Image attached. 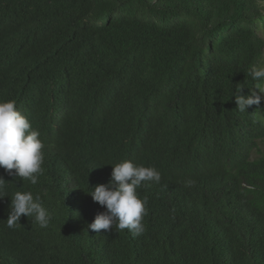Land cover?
<instances>
[{"label":"trees","instance_id":"trees-1","mask_svg":"<svg viewBox=\"0 0 264 264\" xmlns=\"http://www.w3.org/2000/svg\"><path fill=\"white\" fill-rule=\"evenodd\" d=\"M262 54L264 0H0V101L44 144L36 185L0 168V264H264V100L233 97ZM125 160L161 174L144 231L88 228ZM17 191L47 227H7Z\"/></svg>","mask_w":264,"mask_h":264},{"label":"clouds","instance_id":"clouds-1","mask_svg":"<svg viewBox=\"0 0 264 264\" xmlns=\"http://www.w3.org/2000/svg\"><path fill=\"white\" fill-rule=\"evenodd\" d=\"M249 74L257 82L250 94L243 95L241 87L233 95L240 112H246L253 105L259 109L264 100V54L261 61L251 66ZM43 148L40 132L32 128L29 119L17 109L16 102L0 101V168L10 176L36 185L43 174ZM160 180L161 174L155 167L134 164L128 160L115 164L110 181L92 187L89 193L106 210L97 214L88 228L99 232L116 227L119 230L127 229L134 236L140 235L144 231L147 198H140L137 189L145 181L159 183ZM184 183L190 188L196 182L188 179ZM4 190L5 180L0 177V198L4 197ZM22 215L33 217L42 228L51 221V214L41 203V197H34L31 191L14 193L6 220L7 227L15 228Z\"/></svg>","mask_w":264,"mask_h":264}]
</instances>
